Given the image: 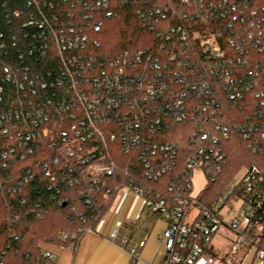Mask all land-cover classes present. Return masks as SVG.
Masks as SVG:
<instances>
[{
  "label": "built area",
  "instance_id": "built-area-1",
  "mask_svg": "<svg viewBox=\"0 0 264 264\" xmlns=\"http://www.w3.org/2000/svg\"><path fill=\"white\" fill-rule=\"evenodd\" d=\"M74 1L84 9L102 10L109 19L123 12L132 16L153 41L146 48L104 52L99 38L103 22H92L93 12L79 17L53 13V22L43 12L41 30L34 35L41 44L29 54L39 53L46 66L54 67L43 73L28 64L4 70L0 130L7 118L24 119L30 128L18 132L17 139L11 135L16 143L0 152L3 167L9 160L15 163L23 151L33 154L42 138L58 150L53 167L43 168L49 189L57 193L63 183L77 184L79 179L67 177L78 169L98 176L94 184L104 183L102 176L116 174L115 157L120 155L135 156L145 177L158 182L177 167L180 154L178 143L166 140L167 133L187 124L182 134L193 151L181 176L187 178L183 193L165 198L125 187L95 230L83 232L99 235L138 259L145 242L130 246L125 220L114 210L127 194L137 199L138 213L147 210L168 222L167 252L160 264H243L248 256L253 264H264V0H165L132 12L128 9L140 0L119 2L112 9L109 0ZM49 6L55 7L53 2ZM12 83L16 95L6 108L7 85ZM9 130L1 132L6 137ZM235 135L260 160L239 171L225 196L205 205L199 195L222 173L227 157L221 147ZM197 171L208 181L194 197ZM225 229L233 236L232 247L221 260L210 250ZM45 258L57 262L51 251Z\"/></svg>",
  "mask_w": 264,
  "mask_h": 264
},
{
  "label": "trees",
  "instance_id": "trees-1",
  "mask_svg": "<svg viewBox=\"0 0 264 264\" xmlns=\"http://www.w3.org/2000/svg\"><path fill=\"white\" fill-rule=\"evenodd\" d=\"M109 1L111 9L119 2L129 4L127 0ZM49 2H53L55 7L50 8ZM163 2L165 0H140L128 10L146 9ZM78 4L74 0L67 4L65 0H0V85H4L2 77L6 68L15 71L28 64L33 66L34 71L43 73L54 67L53 64L46 66L39 53L29 54L31 48L38 50L41 44L34 35L41 30L43 12L51 22L53 13L64 17L68 12L79 17L81 12H93L95 19L92 22H103L99 38L104 52L146 48L153 41L152 35L141 32L140 27L134 25L132 16L128 17L124 12L119 18L109 19L102 10L84 9ZM20 80L21 76H18L17 81ZM15 87V83L7 85L6 108L14 100ZM232 110L231 119L234 118ZM186 125H176L167 133L166 140L178 143L180 154L177 167L158 182L145 177L144 168L135 156L120 155L115 157L116 174L113 177L102 176L104 183L94 184L98 176L85 168L78 169L74 177H67V180L79 179L77 184L75 182L73 187H67L63 183L60 193H57L49 189L50 179L43 168L53 167L58 150L49 147L42 138L36 142L33 154L23 151L15 163L9 160L6 167L0 162V264H59L48 261L46 251H51L49 248L67 249L68 245L79 247L86 236L83 231L88 228L95 230L118 191L125 187L152 190L165 198L180 196L187 182L186 177H181L185 162L193 151L191 143L182 134ZM1 127L2 130L10 129V134L5 137L0 130V152L15 145L16 134L30 128V124L24 119L7 118ZM11 135H16V138L10 141ZM242 139L235 135L223 143L221 148L227 162L217 181L206 186L199 195L203 204L212 205L225 196L239 171L259 162L260 158L247 151ZM23 153L26 154L25 159L20 158ZM170 187H173V193L169 191ZM81 196L88 198L90 204L85 205Z\"/></svg>",
  "mask_w": 264,
  "mask_h": 264
},
{
  "label": "crops",
  "instance_id": "crops-1",
  "mask_svg": "<svg viewBox=\"0 0 264 264\" xmlns=\"http://www.w3.org/2000/svg\"><path fill=\"white\" fill-rule=\"evenodd\" d=\"M115 206V213L120 212L125 220L124 227L130 239V246L138 247L140 242H145V247L139 250L138 259H133L127 250L107 239L96 234H88L76 252L65 248H49L54 253L56 261L59 264H160L167 252L165 235L168 222L147 210L138 213L137 199L127 194H122Z\"/></svg>",
  "mask_w": 264,
  "mask_h": 264
},
{
  "label": "rangeland",
  "instance_id": "rangeland-1",
  "mask_svg": "<svg viewBox=\"0 0 264 264\" xmlns=\"http://www.w3.org/2000/svg\"><path fill=\"white\" fill-rule=\"evenodd\" d=\"M205 174L202 171L194 173L192 181V194L196 197L207 184ZM233 236L225 230H221L213 239L210 252L221 260H225L232 247ZM243 264H253V257L248 256ZM256 264V263H255Z\"/></svg>",
  "mask_w": 264,
  "mask_h": 264
}]
</instances>
